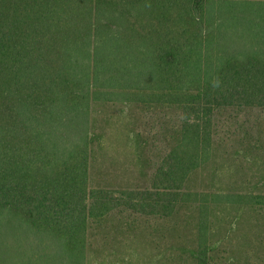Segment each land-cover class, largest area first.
<instances>
[{
	"label": "trees",
	"instance_id": "trees-1",
	"mask_svg": "<svg viewBox=\"0 0 264 264\" xmlns=\"http://www.w3.org/2000/svg\"><path fill=\"white\" fill-rule=\"evenodd\" d=\"M0 264H264V0H0Z\"/></svg>",
	"mask_w": 264,
	"mask_h": 264
}]
</instances>
